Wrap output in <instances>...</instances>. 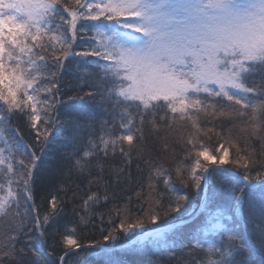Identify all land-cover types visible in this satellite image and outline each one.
Returning a JSON list of instances; mask_svg holds the SVG:
<instances>
[{
  "label": "snow or ice",
  "instance_id": "6c2138e0",
  "mask_svg": "<svg viewBox=\"0 0 264 264\" xmlns=\"http://www.w3.org/2000/svg\"><path fill=\"white\" fill-rule=\"evenodd\" d=\"M81 44L86 46L75 50ZM65 73L87 85L85 95L95 105L67 93V101L59 99ZM257 75L264 82V0H0V223L14 218L0 242V264H25V251L36 256L38 249L16 248L19 237L34 234L42 248L46 236L61 234L64 215L56 197L49 212L35 210L32 192L43 149L37 155L19 140L9 143L4 127L15 115L26 116L33 128L43 122L38 142L61 138L75 149L53 161V180L68 175L64 161L90 176L92 167L105 171L109 155L127 159L134 150L143 152L145 132L157 131L158 121L180 120L193 129L185 141L191 163H177L174 174L163 165L151 167L143 215L124 210L116 227L101 229L100 239L86 243L76 227L63 226V254L57 261L45 254L32 264H67L65 258L81 249L95 264H146L128 257L149 252L167 254L177 264H251L244 257L249 241V255L254 247L264 255V172L253 176L257 161L239 149L230 161L223 143L218 159L206 148L196 150L199 138L213 130L206 127L211 120L201 127V114L221 119L222 128L225 120L233 126L242 120L264 143V83L249 86ZM97 108L111 120L100 119ZM98 122L102 132L93 140ZM229 163L244 171L222 167ZM123 172L116 169L117 182ZM217 180L228 186L227 205L216 202ZM159 183L167 199L157 191ZM189 189L204 193L191 211ZM102 199L107 196L97 192L87 196L79 227H88L89 213ZM245 203L250 226L248 217L240 219Z\"/></svg>",
  "mask_w": 264,
  "mask_h": 264
},
{
  "label": "trees",
  "instance_id": "16d2710c",
  "mask_svg": "<svg viewBox=\"0 0 264 264\" xmlns=\"http://www.w3.org/2000/svg\"><path fill=\"white\" fill-rule=\"evenodd\" d=\"M78 44H80L78 38ZM86 45L81 44L80 47H75V50H82ZM74 68V65H70ZM255 84H249V86L259 87L262 85L260 75L255 78ZM62 88L59 99L67 101L68 96L63 95L67 93L71 96H84L85 102L95 105V101L89 99L85 95L88 92V87L83 81L78 80L74 74L65 73L61 80ZM75 89V90H74ZM96 111L102 120H111V117L105 114L103 108H97ZM163 115V113H161ZM61 118H64L63 111L61 112ZM199 120L201 127H205V121L211 120L207 123L206 127L213 129L207 136H201L197 143V151H202L205 148L207 151L216 155L219 158L220 153L217 152L220 144H224V148L229 151L228 159L233 161L237 158V150L239 154L249 155L251 154L257 161L256 165L252 168L253 176L257 171L264 172V143L259 139L252 137L247 129V126L242 120H237L235 126L223 121L225 127H221V119H212L211 117H205L200 115ZM160 127L157 131H154L151 135L145 132L144 144L146 145L143 152L134 150L130 157L125 159L117 152L114 156L109 155L106 161V169L103 173H99L95 167L91 168V175L88 176L78 174L75 169L72 168L70 161H64L67 165L68 175L62 180H53L51 169L53 168V161L60 160L63 156L73 153L75 149L66 147L61 138H57L55 141L45 145L42 141L38 142L37 127L33 128L30 121L24 115L13 116L11 123L4 127V135L7 137L9 143H14L19 140L23 145H28L32 150H37L36 154L41 155L39 149H43L42 161L38 162V171L36 175V183L33 185V202L35 210L43 215L50 211L49 201L52 197L57 198V202L64 209V215L59 221L62 226L60 229L61 234L48 235L45 237V246L40 247L39 241L36 235L32 234L27 239L24 236H20L16 248H28L38 249L36 256L31 251H25L22 253V258L25 264H32L36 257L44 258L45 254H51L48 258L57 261L63 252L66 250L62 244V233L64 231L63 226L68 228H77V238L81 243H86L88 240L100 239L101 229H111L119 224L120 217L124 210L131 216L143 215V209L147 208L145 197L149 192L150 182V169L154 164L163 165L169 171H173L177 163H191L192 158L185 159L186 150L190 147L185 141L188 135L193 131L191 126L184 121L176 120L173 122L171 118L168 122L158 121ZM168 125H171L170 127ZM111 126V125H109ZM94 135L92 139L95 140L97 136L101 135L102 125L96 123L92 129ZM120 129L117 128L116 134H120ZM18 133V135H17ZM219 133V135H218ZM134 143L136 141L134 140ZM167 143L168 149L164 150L161 146ZM201 144L203 147H201ZM127 148V145L125 144ZM21 152H25V148L21 147ZM221 152L223 149L220 150ZM102 157V153H101ZM27 159V157H24ZM203 162V161H202ZM217 165H210V167H216ZM222 167L231 168L241 173L243 168H236L234 164L229 163ZM123 168L122 178L119 182L116 180V169ZM99 177V178H98ZM126 177V178H125ZM91 180V183L89 181ZM156 184L155 180L151 181ZM177 187L182 185L177 184ZM218 199L217 203L221 205H227L230 201V194L227 191V184L219 180L214 185ZM157 191L164 193L165 199L169 195L164 190L162 183L157 184ZM192 191V190H187ZM247 191V189H245ZM91 192H97L101 197L107 196V200H103L91 209L89 213L90 223L87 228L78 226L79 216L83 215L81 205ZM139 194V195H138ZM211 195V192L209 193ZM204 193L201 192L197 195L192 191L191 207L190 211L196 207ZM21 212L25 209L21 207ZM241 222L243 223L245 217L249 218L250 226V213L248 204L245 203L240 208ZM31 215V212H30ZM103 216V220H101ZM14 218H7L6 221L0 223V242L4 241L5 237L12 231L11 225ZM27 224H31L29 219ZM116 234V233H114ZM248 243H251L249 241ZM248 243L244 245L246 257L251 264H264V255H261L258 249L253 248L252 254L249 255L247 251ZM71 251V249H68ZM179 255V253H177ZM129 259H141L146 264H177V261L168 257L167 254L154 255L151 252L141 255L140 257L129 256ZM67 264H77V261L83 260L84 264H95V258L89 256L83 249L79 250L77 254L70 255L65 258ZM6 264H13L12 260H7Z\"/></svg>",
  "mask_w": 264,
  "mask_h": 264
},
{
  "label": "rangeland",
  "instance_id": "374dc122",
  "mask_svg": "<svg viewBox=\"0 0 264 264\" xmlns=\"http://www.w3.org/2000/svg\"><path fill=\"white\" fill-rule=\"evenodd\" d=\"M44 127H45V125H43V122H41L40 124L37 125V129L40 131H42Z\"/></svg>",
  "mask_w": 264,
  "mask_h": 264
}]
</instances>
